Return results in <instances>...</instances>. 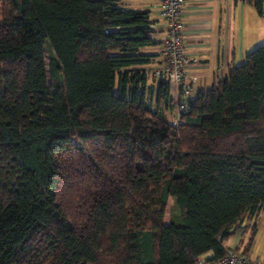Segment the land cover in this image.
<instances>
[{"label": "trees", "instance_id": "1", "mask_svg": "<svg viewBox=\"0 0 264 264\" xmlns=\"http://www.w3.org/2000/svg\"><path fill=\"white\" fill-rule=\"evenodd\" d=\"M156 33L118 0H0V264H194L257 220L264 43L176 124Z\"/></svg>", "mask_w": 264, "mask_h": 264}, {"label": "crops", "instance_id": "2", "mask_svg": "<svg viewBox=\"0 0 264 264\" xmlns=\"http://www.w3.org/2000/svg\"><path fill=\"white\" fill-rule=\"evenodd\" d=\"M118 3L129 8L150 9L158 40L165 38L167 28L165 20L160 16V0H118ZM182 16L186 23L183 37L187 52L190 56L198 58L189 68V71L197 76L194 96L211 88L230 68L241 63L246 53L264 42V17L250 2L186 0ZM143 50L155 54L152 63L159 61V45L145 47ZM175 113L176 108L172 113L173 118ZM254 221L257 223L256 229ZM263 223L264 209L257 220L246 219L233 230L225 243L228 250L244 252L247 242L254 235V244L248 254L264 264ZM203 255L211 258L213 253L207 252Z\"/></svg>", "mask_w": 264, "mask_h": 264}, {"label": "built area", "instance_id": "3", "mask_svg": "<svg viewBox=\"0 0 264 264\" xmlns=\"http://www.w3.org/2000/svg\"><path fill=\"white\" fill-rule=\"evenodd\" d=\"M186 0H160V16L166 23V36L159 44V61L144 67L147 78L170 82L172 97L176 102L174 123L182 122V115L191 111L195 102L193 94L197 76L189 71L198 58L190 56L184 43L186 23L183 11ZM91 264V263H83ZM194 264H261L256 257L245 252L229 250L218 258L199 255Z\"/></svg>", "mask_w": 264, "mask_h": 264}, {"label": "rangeland", "instance_id": "4", "mask_svg": "<svg viewBox=\"0 0 264 264\" xmlns=\"http://www.w3.org/2000/svg\"><path fill=\"white\" fill-rule=\"evenodd\" d=\"M62 32H63L64 41H65L66 45L68 46L69 45V35H68V18L67 17L63 18V21H62ZM152 81H153V79H150V82H152ZM174 100H175V98H174ZM175 105H176V102H175ZM169 117L171 118V120H173L172 114L169 113ZM177 212L178 211H177V206H176V203H175V199L171 198L170 199V203H169V211H168L167 220H171V218L173 216L177 215ZM254 223H255V221H254Z\"/></svg>", "mask_w": 264, "mask_h": 264}]
</instances>
